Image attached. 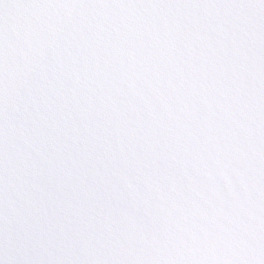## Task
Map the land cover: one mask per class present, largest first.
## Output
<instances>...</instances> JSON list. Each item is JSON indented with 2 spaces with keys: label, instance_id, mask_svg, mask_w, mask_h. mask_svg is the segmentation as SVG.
<instances>
[{
  "label": "snow or ice",
  "instance_id": "6c2138e0",
  "mask_svg": "<svg viewBox=\"0 0 264 264\" xmlns=\"http://www.w3.org/2000/svg\"><path fill=\"white\" fill-rule=\"evenodd\" d=\"M0 264H264V0H0Z\"/></svg>",
  "mask_w": 264,
  "mask_h": 264
}]
</instances>
